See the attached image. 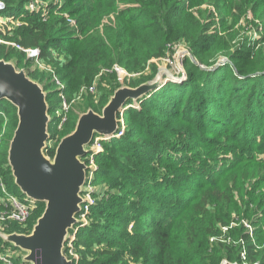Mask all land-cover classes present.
<instances>
[{
  "label": "trees",
  "instance_id": "trees-1",
  "mask_svg": "<svg viewBox=\"0 0 264 264\" xmlns=\"http://www.w3.org/2000/svg\"><path fill=\"white\" fill-rule=\"evenodd\" d=\"M31 1L0 0V15L23 19L26 25L16 31L15 42L25 49H38L39 60L50 62L58 74L65 72L64 89L45 87L49 115L56 112L54 118L50 116L51 123L66 118L60 130H53L50 143L58 141L46 150L50 158L60 141L75 130L80 116L75 109L65 117L60 115V97L65 95L71 102L103 70L117 65L136 76L152 61L172 57L182 43L206 67L187 60V82L169 83L152 96H144L142 108L127 102L126 127L120 124L96 155L98 178L106 188L99 198L95 195L88 212L78 215L89 222H80L71 231V236L76 234L73 249L66 244L73 263L221 264L229 260L264 264V192L255 184L247 188L246 178L232 180L236 163L208 166L203 162L210 153L208 146L235 153L238 143L249 154L236 155L238 166H254L248 180L264 181L255 174L264 159H257L249 148L252 145L264 155V59L254 58L257 48L264 46V0H239L234 6L241 14H254L252 30L258 33L254 41L235 50L216 43L211 25H203L202 10L192 11L196 0H63L62 6L49 4L39 13L27 9ZM215 1L229 5L233 0ZM16 51L0 44V60L10 61ZM220 54L229 61L217 67ZM157 71L154 66L153 73ZM29 76L37 79L34 73ZM100 78L99 95L80 108L82 113L89 109L102 113L122 85L115 73H103ZM129 79L126 82L133 88L145 83L141 78ZM180 120L190 124V130L180 132L171 125ZM18 122L16 107L1 100L0 170L9 190L22 195L8 165ZM44 210V204L38 206L26 229L14 224L7 231L30 234ZM258 215L261 219L256 222ZM245 221L253 231L245 227ZM0 243L5 247L2 255L10 260H0V264H26L7 254L13 245L1 237Z\"/></svg>",
  "mask_w": 264,
  "mask_h": 264
},
{
  "label": "water",
  "instance_id": "water-1",
  "mask_svg": "<svg viewBox=\"0 0 264 264\" xmlns=\"http://www.w3.org/2000/svg\"><path fill=\"white\" fill-rule=\"evenodd\" d=\"M139 87L121 86L102 113L93 109L79 116L75 130L65 136L53 158L46 154L51 139L47 92L25 69L0 60V101L17 109L18 126L8 151V165L21 194L44 204L45 210L30 234L1 233L5 243L19 248L26 264H74L66 254L71 231L80 223L89 166L84 158L91 152L95 136L111 137L119 129V115L128 101L136 103L162 81Z\"/></svg>",
  "mask_w": 264,
  "mask_h": 264
},
{
  "label": "rangeland",
  "instance_id": "rangeland-1",
  "mask_svg": "<svg viewBox=\"0 0 264 264\" xmlns=\"http://www.w3.org/2000/svg\"><path fill=\"white\" fill-rule=\"evenodd\" d=\"M40 1L42 2V3L40 2L41 8L42 7L47 8V6H49V4H52V6L54 8L60 7L63 5V0H40ZM194 3L196 5L192 11L197 12V11L202 10L203 25H206V24L211 25L210 33L216 37V39H217L216 43H219L220 44L219 46H221V48L233 46L234 50H235L237 48H240V45H243L247 41H251V40L254 41L257 38L256 36L258 35V33L254 32L252 30L253 21L256 20V18L254 17V14L251 11H248V14H241V13L237 12L236 9H234V6L236 7L237 4H240L239 0L230 1L229 5H225L224 3L219 4L215 0H196ZM261 6H262L261 7L262 10H264V4H262ZM0 14H3V11H1ZM66 16H68V15H66ZM8 18H11V20H10L11 22L8 23V26L0 23V34H2L5 37H8L7 39H4L5 42L8 41V43L9 42L13 43V42H15L14 38L16 36V31L19 28L25 26L26 22L23 19L17 17V15H16V17H8ZM0 40L2 41V42H0V44H2V45L6 44L5 42H3V39L1 37H0ZM9 46L10 45H8V47ZM262 48H264V46L257 48L256 56L254 58H257L259 60L264 59V49H262ZM28 59H29L28 55L25 58L23 53L21 54L20 51L18 50V51L13 53L10 61L13 62L14 64H16V66L18 65V63L19 64L22 63V65L20 64L21 65L20 69L21 70L25 69L26 72L28 73V75H29V73L36 74V76H37L36 80H34L30 76L29 77L31 79H33L34 81H36L37 83H39L44 89H45V87H48V88L50 87V90H53L55 87H57L55 84L56 78L61 80V82H63L66 85L65 72H63L62 74H58L57 69L50 62L41 61V60H39V58H36L35 60H33L32 62H29V64H27ZM228 59L229 58L224 56V54H220L216 60L215 65H217V67H219V66L227 63L229 61ZM187 60L193 61V63L196 66L203 68V69H206V67L204 65H202L194 57L189 46L182 43L181 45H179L176 48L172 57L164 58V59H161L159 61H152L151 63L146 65V67L144 68L143 71H141V73H139L136 76L130 75L125 69L121 68L123 70V73L121 75H122V77L124 76V78L121 79L122 82H120L122 84L121 86L129 87V85L127 84L128 82H126L129 78H133L135 80L141 78V79L145 80V83L153 81V80H155L159 69H161V74H162L163 79H162L161 83L155 89H152L148 94L145 95V96H147L146 98H148V97L152 96L154 93L159 92L163 87L167 86L169 83L181 85L184 82H187L189 80L188 72H187L186 67H185ZM154 66L158 69L156 74L153 73ZM214 68H215V66L213 68L208 69V70H214ZM116 76L119 80L120 77L118 76V74H116ZM100 79H99V82H100ZM99 82H98L97 88H99ZM78 95H79V93L73 95L71 97V99H72L71 102H67V104H66V106L68 108L67 112L61 111L64 99L60 97V101L62 102V104H60L58 106V111L60 112V115L65 117L70 110H74V109H75V112L82 115L83 113H82V110H80V108L82 106H85V104L87 102H89V100L93 99L94 96L96 97V95H94V94H85L84 93L83 96L80 99H78L77 98ZM65 99H66V96H65ZM133 104H134V107H136L137 109L142 108V101H140V100L137 101L136 103H133ZM128 109L129 108L126 107V105H125L123 107V112L119 118V120L121 122V123H119V125L121 124L123 128H124V126L126 127L125 113ZM50 116L54 118L56 116V112H54V111L51 112ZM7 120H8V118H7ZM171 125L173 127H175L176 129H178L180 132L190 130L188 128V126H190V124H188L185 120L173 121L171 123ZM62 126H63V124L61 122L59 124H52V123L50 124V131H51L50 132V135H51L50 140H52V138H53V134H54L53 130H55L56 128H58V130H60L62 128ZM191 129L193 130L194 128L191 127ZM192 132H193V135H196V131H192ZM180 135H181V133H180ZM56 141H58V140L55 139L54 143H56ZM50 142L51 141H49L48 144L53 146L54 143L53 142L50 143ZM228 144H233V143L230 141V143L228 142ZM236 145L238 146L239 144L236 143ZM237 146H236L237 150H235V153H232L230 151L232 149H228L225 152H221L220 150H218L214 146L213 147L208 146L206 149L210 153L203 160V162L205 164H207L208 166H210V165H218V166L229 165L230 166V165L236 163L237 169L233 170V174L231 176L232 180L240 181L242 178H244V179L246 178L245 180L247 183V186H246L247 188H251L255 184V186L259 187L261 189V191L264 192V181H258V183H255V179H254V181H253L254 183H253L252 181L248 180V178H252L251 175L253 174L252 171H254L253 170L254 166L253 167L251 165H248L246 167H244L242 165L238 166V164H240V163L235 161L236 155L241 156V157H246L247 155H249L248 153H243L241 148H239ZM246 148L247 149L251 148V150H250L251 153H253V156H256L257 159H264V155L262 153H259V152L256 153L257 149L255 147H253L252 145H249V148L248 147H246ZM188 154H190V153H188ZM84 159H86V158H84ZM260 166L262 168L259 169L255 174L264 178V163ZM90 167L93 169V171H92V174L90 176V184L88 186L85 185V190H87V192H88V194L86 196L87 200H90V199L93 200V198L96 199L95 195H97L99 198L100 193L106 188V184H102L98 178L99 177L98 170H100V166L98 165L97 160H95L94 163L90 165ZM235 200L237 202V199H235ZM236 208H237V206H236ZM252 216H256V215H252ZM259 217H261V216L258 215V217L256 218V222H259L258 221ZM78 219L81 222H84L85 224H87L89 222L82 217L80 218V216H78ZM260 219L261 218H259V220ZM244 224H245V227H247L250 231H253V228H251L248 225V221H245ZM234 226H237V225L233 224L232 227H234ZM223 233L226 234L227 230H224ZM221 239L225 240V235H222ZM227 240H228L227 241L228 243L231 242V239H227ZM4 250H5L4 245H2L0 243V253L2 254ZM1 254H0V257H1ZM7 254L13 256V258H15L16 260L20 258L22 261H23L24 255H25L17 247H15L14 250H9V252ZM221 264H239V263H236L234 261L231 262L229 260H224Z\"/></svg>",
  "mask_w": 264,
  "mask_h": 264
},
{
  "label": "built area",
  "instance_id": "built-area-1",
  "mask_svg": "<svg viewBox=\"0 0 264 264\" xmlns=\"http://www.w3.org/2000/svg\"><path fill=\"white\" fill-rule=\"evenodd\" d=\"M40 2H41L40 0H32L31 2H29L27 4L26 7L32 13H35V12L39 13V12L45 11L43 7L41 8ZM2 8H3V5L0 3V10ZM10 20H11V18L0 15V23L8 26V23L11 22ZM70 21L73 24H75L74 20H70ZM0 42H2V41L0 40ZM3 42H5L4 39H3ZM5 43H6L5 44L6 46H8V45H10L9 47L13 46V48H16V49L26 53L28 55L29 59L35 60L36 58H39V56H40V51L38 49H25L24 47L20 46L16 42H13V43L9 42L8 43V41H6ZM103 73L118 74V76L120 77V79H119L120 82H122L121 79L124 78V76L122 77V75H121L123 73V70L121 69V67H119L117 65H115L112 69L103 70L101 72L100 76L97 77V79L95 80V83L92 86L83 87L80 90L77 98L80 99L84 93L85 94H94V95L98 96L99 91H98L97 85H98L99 79H100L101 75H103ZM55 84L60 89H64L66 87V85L63 82H61V80H59L58 78H56ZM62 98L64 99V101H63L61 111L67 112L68 108L66 106L67 100L65 99V95H62ZM58 113L60 114L59 111H58ZM65 121H66V118H64L61 123L64 124ZM122 134H123V132H120L119 136H121ZM109 138L110 137L105 138V137H101V136H96L94 138L92 144L90 145L91 152L87 155L88 160H89V163H87V165L89 166V170L91 169L93 171V169L90 167V165L93 164L94 161L96 160V155L100 151L103 150V141L109 140ZM89 170L87 171V180H88ZM91 174H92V172H91ZM87 194H88V192H87V190H85L84 198L86 200V205H83L81 213L88 212L90 205L93 204L94 200H95L94 198H93V200H91V199L87 200L86 199ZM41 204L42 203L36 202V201L26 197L25 195L13 194L9 190L8 186L6 185L4 177L2 176V173L0 170V234L1 233H9L7 230H9L11 225H14V224L19 225L20 227L26 229L28 224H29V221L31 220V218L33 216V213L36 211L38 206H40ZM82 218L86 219L85 216H82ZM75 237H76V234H74L73 236H70V239L68 241L70 249H73V240L75 239ZM70 253L72 255H74L73 250ZM74 256L77 257L76 255H74ZM243 257H244V255H243ZM0 260L5 261V262L10 261V260H8V258H6L2 254H1Z\"/></svg>",
  "mask_w": 264,
  "mask_h": 264
}]
</instances>
